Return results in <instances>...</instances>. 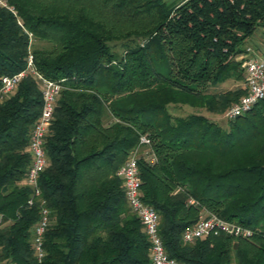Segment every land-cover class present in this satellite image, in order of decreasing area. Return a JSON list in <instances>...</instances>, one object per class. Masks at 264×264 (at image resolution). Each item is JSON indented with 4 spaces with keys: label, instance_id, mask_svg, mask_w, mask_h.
Returning a JSON list of instances; mask_svg holds the SVG:
<instances>
[{
    "label": "trees",
    "instance_id": "obj_1",
    "mask_svg": "<svg viewBox=\"0 0 264 264\" xmlns=\"http://www.w3.org/2000/svg\"><path fill=\"white\" fill-rule=\"evenodd\" d=\"M7 2L15 14L0 7V78L23 70L30 52L34 71L61 89L38 176L49 211L39 260L31 238L40 200L28 206L23 184L39 82L27 73L0 92V264H147L149 242L117 175L136 147L141 200L158 215L168 257L264 264V97L223 125L167 110L185 102L215 112L244 94L207 90L243 81L236 56L264 23V0ZM208 214L250 234L183 241V229Z\"/></svg>",
    "mask_w": 264,
    "mask_h": 264
},
{
    "label": "built area",
    "instance_id": "obj_2",
    "mask_svg": "<svg viewBox=\"0 0 264 264\" xmlns=\"http://www.w3.org/2000/svg\"><path fill=\"white\" fill-rule=\"evenodd\" d=\"M0 7L9 9L13 14L15 11L7 0H0ZM20 24L19 18H16ZM28 39L31 33L27 32ZM250 47H245L244 53L238 54L243 67V86L245 89L237 101L227 110L226 115L229 119L246 112L254 103L264 97V57L249 54ZM32 74L39 82L40 88V109L36 119L30 126L27 142V152L29 153V165L26 169L23 184L30 189V195L26 201L28 206L34 200H40L38 188V176L47 166V158L44 149V137L50 125L54 103L61 89L58 82L47 80L38 75L32 65V55L30 52L26 56V65L23 70L11 75H4L0 78V92L9 94L17 83L27 74ZM148 138L140 136L139 145H147ZM140 157L136 147L129 153L117 171V175L122 182L125 201L130 210L138 217L143 231L150 245L149 261L147 264H184L166 255L159 234H158V215L156 211L141 200L140 179L138 175L137 159ZM141 157L150 161L153 156L141 154ZM39 218L32 228V248L34 255L39 260L43 255L42 234L49 222V211L43 206L40 200ZM222 231L231 236L245 237L250 234V230L238 224L226 222L213 214L199 216L196 222L183 229L181 239L185 242L201 239L210 233Z\"/></svg>",
    "mask_w": 264,
    "mask_h": 264
},
{
    "label": "rangeland",
    "instance_id": "obj_3",
    "mask_svg": "<svg viewBox=\"0 0 264 264\" xmlns=\"http://www.w3.org/2000/svg\"><path fill=\"white\" fill-rule=\"evenodd\" d=\"M167 1H171V0H167ZM175 1H178V0H175ZM236 57L239 58L238 55ZM240 67H242L241 62H240ZM237 86H243V81H233V80L229 79V80H226L217 86H214V87L210 86L207 91L208 92H221V91L233 89L234 87H237ZM233 103L234 102H232L228 105H225L224 107H222L221 109H218L215 112L214 111L213 112L207 111L204 106H200L197 104L189 105L185 102L184 103L168 104L167 110L172 117H180V116H185V115L190 114V113H198V114H202V115L208 117L209 119L216 121L217 123L223 125L225 123V121L230 120L227 117L226 112H227L228 108Z\"/></svg>",
    "mask_w": 264,
    "mask_h": 264
},
{
    "label": "crops",
    "instance_id": "obj_4",
    "mask_svg": "<svg viewBox=\"0 0 264 264\" xmlns=\"http://www.w3.org/2000/svg\"><path fill=\"white\" fill-rule=\"evenodd\" d=\"M250 47L249 54L264 57V23L258 24L244 39L243 47ZM241 53H244L242 51Z\"/></svg>",
    "mask_w": 264,
    "mask_h": 264
},
{
    "label": "water",
    "instance_id": "obj_5",
    "mask_svg": "<svg viewBox=\"0 0 264 264\" xmlns=\"http://www.w3.org/2000/svg\"><path fill=\"white\" fill-rule=\"evenodd\" d=\"M233 245H235V243Z\"/></svg>",
    "mask_w": 264,
    "mask_h": 264
}]
</instances>
